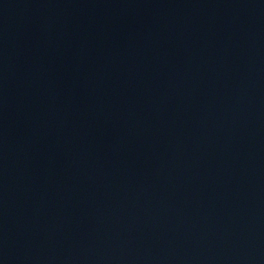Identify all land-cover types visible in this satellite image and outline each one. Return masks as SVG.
<instances>
[{
	"label": "water",
	"instance_id": "water-1",
	"mask_svg": "<svg viewBox=\"0 0 264 264\" xmlns=\"http://www.w3.org/2000/svg\"><path fill=\"white\" fill-rule=\"evenodd\" d=\"M0 264H264V0H0Z\"/></svg>",
	"mask_w": 264,
	"mask_h": 264
}]
</instances>
